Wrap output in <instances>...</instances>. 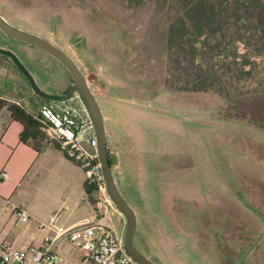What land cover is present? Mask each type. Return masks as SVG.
Wrapping results in <instances>:
<instances>
[{"label": "rangeland", "instance_id": "rangeland-1", "mask_svg": "<svg viewBox=\"0 0 264 264\" xmlns=\"http://www.w3.org/2000/svg\"><path fill=\"white\" fill-rule=\"evenodd\" d=\"M0 15L83 73L141 254L157 264H264V0H0ZM0 49L48 89L50 57L1 34ZM12 70L29 112L80 103L42 100ZM45 165L55 184L62 170L82 171L53 144ZM41 190L60 202L53 186L38 200ZM110 215L122 233V216ZM55 251L58 264H92L68 242Z\"/></svg>", "mask_w": 264, "mask_h": 264}, {"label": "crops", "instance_id": "crops-1", "mask_svg": "<svg viewBox=\"0 0 264 264\" xmlns=\"http://www.w3.org/2000/svg\"><path fill=\"white\" fill-rule=\"evenodd\" d=\"M9 65L0 60V174H4L0 176V242L15 249H26L41 244V233L36 228L40 223L34 224L33 218L38 216L48 221L52 217L50 214H54L58 215L57 223L61 217V226L79 224L90 219L89 210L94 209L95 196L85 186L83 173L76 167L62 170L61 177L56 178L57 184L51 181V176H42L46 172V151L53 143L45 139L40 141L39 137L27 139L25 143L21 140L23 127L6 106L15 105L26 110L21 101L32 102V98ZM4 69L11 78L4 77L1 73ZM2 102L5 105L1 106ZM26 111L31 115L37 113ZM51 185L57 189L60 202L52 197L56 192L47 196L42 190L44 196L38 200L39 189L48 190ZM11 207L24 211L29 221L14 218L10 214Z\"/></svg>", "mask_w": 264, "mask_h": 264}, {"label": "built area", "instance_id": "built-area-1", "mask_svg": "<svg viewBox=\"0 0 264 264\" xmlns=\"http://www.w3.org/2000/svg\"><path fill=\"white\" fill-rule=\"evenodd\" d=\"M37 113L44 118L41 131L46 139L54 142L67 159L81 168L84 184L95 196V216L69 227L57 225L58 215L44 224H37L36 228L41 233L38 247L15 249L0 242V264H58L60 258L55 250L61 242H68L92 264H136L123 248L122 233H117L113 225L110 212L116 211L106 194L96 159L92 127L81 103L58 111L41 106ZM86 132L89 135L81 138ZM84 146L92 149L93 153ZM0 176L4 177V174ZM10 214L22 222L29 221L27 214L19 208L11 207ZM116 215L121 216L117 212Z\"/></svg>", "mask_w": 264, "mask_h": 264}, {"label": "water", "instance_id": "water-1", "mask_svg": "<svg viewBox=\"0 0 264 264\" xmlns=\"http://www.w3.org/2000/svg\"><path fill=\"white\" fill-rule=\"evenodd\" d=\"M0 34L13 40L22 42L28 46L37 48L46 55L54 59L68 74L71 85L67 88L63 96L47 95L40 91L35 85L28 71L20 64L14 54L9 51L0 49V55L6 57L17 71L22 75L30 87L32 93L42 100L52 102H64L69 100L73 94L79 99L87 118L92 127L95 139L96 159L99 166L102 181L105 186L106 194L114 208V210L123 218V230L121 234L122 245L125 252L136 264H155L146 256L142 255L132 243L133 233L135 229V215L130 206L121 196L116 183L113 179V165H109L106 151V135L104 122L101 112L97 106L94 94L81 72L76 62L61 48L54 45L48 39L39 35L22 30L9 22L0 15ZM60 82L66 86L69 80L62 76ZM89 153H93L92 149L84 146Z\"/></svg>", "mask_w": 264, "mask_h": 264}, {"label": "trees", "instance_id": "trees-1", "mask_svg": "<svg viewBox=\"0 0 264 264\" xmlns=\"http://www.w3.org/2000/svg\"><path fill=\"white\" fill-rule=\"evenodd\" d=\"M3 105L5 104L2 102L1 106ZM6 108L10 112L11 116L21 123L23 130L20 135V138L24 143L27 141V139H35L43 135L41 131V127H42L41 121H43L44 118L41 114L35 113L31 115L26 110L18 106H15V105H7ZM52 143H53V146L59 150L57 145L54 142ZM107 159H108L109 165H112L108 156H107Z\"/></svg>", "mask_w": 264, "mask_h": 264}, {"label": "flooded vegetation", "instance_id": "flooded-vegetation-1", "mask_svg": "<svg viewBox=\"0 0 264 264\" xmlns=\"http://www.w3.org/2000/svg\"><path fill=\"white\" fill-rule=\"evenodd\" d=\"M2 35V34H1ZM4 36V35H3ZM48 56V55H47ZM4 57V56H3ZM49 57V56H48ZM6 60H8L6 57H4ZM51 58V57H50ZM52 59V58H51ZM53 62L51 63L50 66H48L45 70L51 74L52 78L47 79L44 84L48 88L43 92L47 95H52V96H63L64 93L66 92L67 88L71 85V80L68 77V74L65 72V70L57 63L54 59H52ZM9 61V60H8ZM10 62V61H9ZM10 64L13 66V64L10 62ZM13 68L17 71V69L13 66ZM20 74V73H19ZM21 75V74H20ZM22 76V75H21ZM62 76H65L69 82L66 86H64L61 82L60 79ZM25 80V79H24ZM27 83V82H26ZM29 86V85H28ZM30 88V87H29ZM39 89V88H38ZM40 90V89H39ZM41 91V90H40ZM47 101V100H45ZM218 234H215L217 237ZM218 238V237H217ZM224 243V242H223ZM143 255V254H142ZM148 258V257H147ZM151 260V259H150ZM152 261V260H151ZM154 262V261H153ZM155 263V262H154ZM157 264V263H155Z\"/></svg>", "mask_w": 264, "mask_h": 264}]
</instances>
